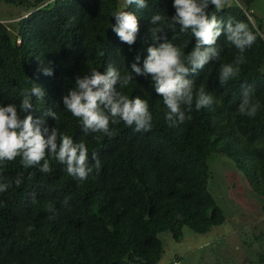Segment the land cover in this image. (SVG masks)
<instances>
[{
  "label": "trees",
  "instance_id": "obj_1",
  "mask_svg": "<svg viewBox=\"0 0 264 264\" xmlns=\"http://www.w3.org/2000/svg\"><path fill=\"white\" fill-rule=\"evenodd\" d=\"M121 2L0 0V104H18L21 92L35 83L45 97L42 103L32 97L33 118L44 116L50 128L73 135L74 142L83 139L89 163L94 164L93 152L101 161L82 182L55 161L49 173L25 169L19 158L0 163V174L21 179L19 187L13 184L0 193V264H158L159 234L169 232L178 242L183 228L202 235L225 222L206 191L212 154L232 162L264 197V22L250 21L251 0H241V5L225 0L221 9L212 8L225 20L247 23L257 40L244 53L240 75L228 84L219 82V63L230 62L236 50L223 36L217 41L222 60L188 74L195 86L204 85L214 96L208 107L186 113L191 120L169 126L150 79L135 73L127 91L149 100L154 117L149 132L121 123L112 137L85 134L78 119L64 110L62 98L92 67L131 72L136 56L142 67L153 43L151 15L173 13L171 0H148L147 8L130 9L138 16L139 30L135 42L127 45L109 27ZM9 21L17 22L13 38ZM168 38L184 45L185 53L195 42L178 26L175 32L168 30ZM43 67L53 74L44 75ZM245 86L249 101L260 103L255 117L239 111ZM48 110L60 119L45 116Z\"/></svg>",
  "mask_w": 264,
  "mask_h": 264
},
{
  "label": "clouds",
  "instance_id": "obj_2",
  "mask_svg": "<svg viewBox=\"0 0 264 264\" xmlns=\"http://www.w3.org/2000/svg\"><path fill=\"white\" fill-rule=\"evenodd\" d=\"M225 0H171L173 13L155 12L150 17V35L153 41L147 47V56L139 66L140 56L131 64V72L118 71L108 66L104 72L97 67L90 74L78 76L75 85L62 98L64 110L78 119L82 131L101 133L105 137L115 135V126L123 123L136 132H149L154 127V117L149 100L141 96H130L127 89L133 82L132 73L147 76L154 92L161 98L163 118L169 126L191 120L194 107L200 111L214 102V96L204 85L195 86L189 73L204 69L210 61L222 60V47L217 43L223 36L224 42L235 48L236 55L230 62L219 63L218 79L228 84L241 73L247 49L257 40V34L242 20H227L213 12L224 6ZM148 7V0H122L119 10L112 12L115 23L112 32L121 42L132 45L136 40L138 16L134 10ZM190 33L194 38L191 50L185 53L184 45H177L168 38V30ZM159 41V42H158ZM42 73L51 76V68L43 67ZM32 97L42 103L45 91L32 84L20 94L19 103L0 104V163L19 158L25 169L38 167L42 173L52 171L51 161L64 166L66 173L78 181H85L101 166V161L92 153L94 164L89 163V147L80 139L74 142L73 135L59 127L46 124L44 116L33 118L29 113L34 105ZM260 108L259 101H249L247 87L239 111L255 117ZM28 113V114H25ZM45 116L54 121L60 114L48 110ZM19 187L21 179H9L0 174V193L7 192L12 185Z\"/></svg>",
  "mask_w": 264,
  "mask_h": 264
},
{
  "label": "rangeland",
  "instance_id": "obj_3",
  "mask_svg": "<svg viewBox=\"0 0 264 264\" xmlns=\"http://www.w3.org/2000/svg\"><path fill=\"white\" fill-rule=\"evenodd\" d=\"M234 1L241 5V0ZM251 6L255 10L250 21L264 22V0H251ZM16 23H6L12 38ZM207 166L206 191L225 222L202 235L183 228L178 242L169 232L159 234L162 254L158 264H264V197L257 195V189L227 158L212 154Z\"/></svg>",
  "mask_w": 264,
  "mask_h": 264
},
{
  "label": "crops",
  "instance_id": "obj_4",
  "mask_svg": "<svg viewBox=\"0 0 264 264\" xmlns=\"http://www.w3.org/2000/svg\"><path fill=\"white\" fill-rule=\"evenodd\" d=\"M244 2H247V0H244ZM251 8H252L253 11L255 10L253 6H251Z\"/></svg>",
  "mask_w": 264,
  "mask_h": 264
},
{
  "label": "built area",
  "instance_id": "obj_5",
  "mask_svg": "<svg viewBox=\"0 0 264 264\" xmlns=\"http://www.w3.org/2000/svg\"><path fill=\"white\" fill-rule=\"evenodd\" d=\"M172 264H176V263H172Z\"/></svg>",
  "mask_w": 264,
  "mask_h": 264
}]
</instances>
